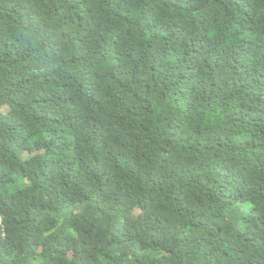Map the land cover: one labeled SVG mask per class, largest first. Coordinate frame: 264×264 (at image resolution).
I'll return each mask as SVG.
<instances>
[{"label": "trees", "instance_id": "obj_1", "mask_svg": "<svg viewBox=\"0 0 264 264\" xmlns=\"http://www.w3.org/2000/svg\"><path fill=\"white\" fill-rule=\"evenodd\" d=\"M0 264H264V0H0Z\"/></svg>", "mask_w": 264, "mask_h": 264}]
</instances>
